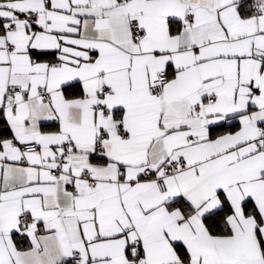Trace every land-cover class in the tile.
I'll list each match as a JSON object with an SVG mask.
<instances>
[{"label": "snow or ice", "instance_id": "snow-or-ice-1", "mask_svg": "<svg viewBox=\"0 0 264 264\" xmlns=\"http://www.w3.org/2000/svg\"><path fill=\"white\" fill-rule=\"evenodd\" d=\"M0 264H264V0H0Z\"/></svg>", "mask_w": 264, "mask_h": 264}]
</instances>
